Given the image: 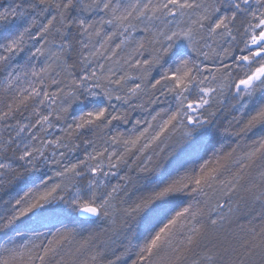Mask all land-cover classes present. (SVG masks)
I'll use <instances>...</instances> for the list:
<instances>
[{
	"label": "snow or ice",
	"instance_id": "snow-or-ice-1",
	"mask_svg": "<svg viewBox=\"0 0 264 264\" xmlns=\"http://www.w3.org/2000/svg\"><path fill=\"white\" fill-rule=\"evenodd\" d=\"M0 264H264V0L0 3Z\"/></svg>",
	"mask_w": 264,
	"mask_h": 264
},
{
	"label": "rangeland",
	"instance_id": "rangeland-1",
	"mask_svg": "<svg viewBox=\"0 0 264 264\" xmlns=\"http://www.w3.org/2000/svg\"><path fill=\"white\" fill-rule=\"evenodd\" d=\"M0 3H4V4L11 3V0H0Z\"/></svg>",
	"mask_w": 264,
	"mask_h": 264
}]
</instances>
